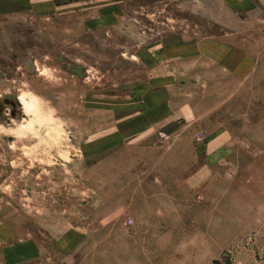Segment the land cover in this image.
Instances as JSON below:
<instances>
[{
    "label": "rangeland",
    "instance_id": "1",
    "mask_svg": "<svg viewBox=\"0 0 264 264\" xmlns=\"http://www.w3.org/2000/svg\"><path fill=\"white\" fill-rule=\"evenodd\" d=\"M240 2L1 3L0 264H264V0Z\"/></svg>",
    "mask_w": 264,
    "mask_h": 264
},
{
    "label": "crops",
    "instance_id": "2",
    "mask_svg": "<svg viewBox=\"0 0 264 264\" xmlns=\"http://www.w3.org/2000/svg\"><path fill=\"white\" fill-rule=\"evenodd\" d=\"M77 1L78 0H0V5L1 3L6 5V7L10 8L13 13H19V10L22 12L26 11L27 9L31 14L50 17L52 15L61 13L63 5H69ZM109 1L115 2L116 0ZM241 1L242 2H240V4L245 5L247 0Z\"/></svg>",
    "mask_w": 264,
    "mask_h": 264
}]
</instances>
